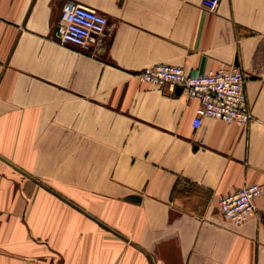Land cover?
<instances>
[{
  "label": "crops",
  "instance_id": "1",
  "mask_svg": "<svg viewBox=\"0 0 264 264\" xmlns=\"http://www.w3.org/2000/svg\"><path fill=\"white\" fill-rule=\"evenodd\" d=\"M69 4L108 18L61 44ZM239 66L247 126L137 74ZM264 188V0H0V264H264V193L241 225L219 199Z\"/></svg>",
  "mask_w": 264,
  "mask_h": 264
},
{
  "label": "built area",
  "instance_id": "2",
  "mask_svg": "<svg viewBox=\"0 0 264 264\" xmlns=\"http://www.w3.org/2000/svg\"><path fill=\"white\" fill-rule=\"evenodd\" d=\"M220 1L204 0V7L213 11ZM107 27L108 18L103 14L69 4L62 11L57 38L61 44L89 50L92 40L103 35ZM137 76L146 83L167 86L172 93L181 89L188 98L199 100L193 123L196 129L206 118L242 126L254 121L247 100L246 77L239 66L191 75L181 66L159 64ZM263 193L261 185H244L236 193L219 199V214L224 220L241 225L255 213V202Z\"/></svg>",
  "mask_w": 264,
  "mask_h": 264
},
{
  "label": "water",
  "instance_id": "3",
  "mask_svg": "<svg viewBox=\"0 0 264 264\" xmlns=\"http://www.w3.org/2000/svg\"><path fill=\"white\" fill-rule=\"evenodd\" d=\"M176 91H177L178 93H181V89H177Z\"/></svg>",
  "mask_w": 264,
  "mask_h": 264
}]
</instances>
